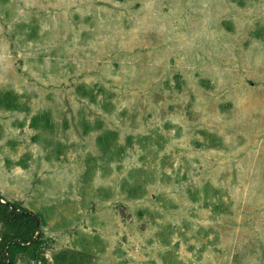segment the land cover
<instances>
[{"label": "rangeland", "instance_id": "rangeland-1", "mask_svg": "<svg viewBox=\"0 0 264 264\" xmlns=\"http://www.w3.org/2000/svg\"><path fill=\"white\" fill-rule=\"evenodd\" d=\"M0 197L15 264H264V0H0Z\"/></svg>", "mask_w": 264, "mask_h": 264}, {"label": "trees", "instance_id": "trees-1", "mask_svg": "<svg viewBox=\"0 0 264 264\" xmlns=\"http://www.w3.org/2000/svg\"><path fill=\"white\" fill-rule=\"evenodd\" d=\"M0 197V264H15L19 254L33 251L38 217L17 203H3ZM40 224V223H39Z\"/></svg>", "mask_w": 264, "mask_h": 264}, {"label": "water", "instance_id": "water-1", "mask_svg": "<svg viewBox=\"0 0 264 264\" xmlns=\"http://www.w3.org/2000/svg\"><path fill=\"white\" fill-rule=\"evenodd\" d=\"M37 225L39 226V222H37Z\"/></svg>", "mask_w": 264, "mask_h": 264}]
</instances>
